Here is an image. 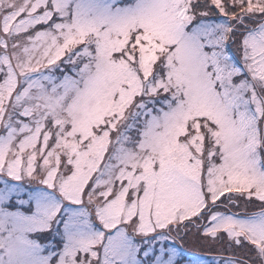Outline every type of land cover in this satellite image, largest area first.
Here are the masks:
<instances>
[{"label":"snow or ice","instance_id":"1","mask_svg":"<svg viewBox=\"0 0 264 264\" xmlns=\"http://www.w3.org/2000/svg\"><path fill=\"white\" fill-rule=\"evenodd\" d=\"M0 264H264V0H0Z\"/></svg>","mask_w":264,"mask_h":264}]
</instances>
